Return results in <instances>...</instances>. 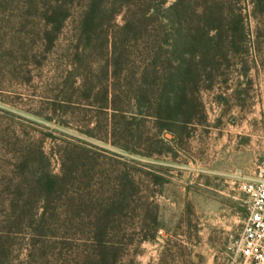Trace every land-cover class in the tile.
Returning a JSON list of instances; mask_svg holds the SVG:
<instances>
[{
    "label": "rangeland",
    "instance_id": "obj_1",
    "mask_svg": "<svg viewBox=\"0 0 264 264\" xmlns=\"http://www.w3.org/2000/svg\"><path fill=\"white\" fill-rule=\"evenodd\" d=\"M102 1L101 37L81 54L78 27L87 0H0V264H250L238 242L247 214L243 183L264 171V0H187L185 26L193 32L206 26L202 11L212 7L223 24L242 19L244 38L215 50L199 93L205 120L174 136L148 120L139 137L121 135L112 111H100L102 104L77 87L96 75L106 40L136 5L161 0ZM58 7L67 17L50 43L46 16ZM146 23L145 35L125 44L129 65L138 66L131 55L157 33L152 19ZM95 78L113 82L111 74ZM160 138L167 149L147 156ZM40 148L46 160L36 161ZM69 153L86 156V165H73ZM41 166L61 183L48 203L30 190L32 171ZM123 166L140 188L111 223L104 246L114 253L102 262L93 237L96 201L112 192ZM69 171L72 178L65 177ZM83 171L90 176L83 179ZM21 202L30 204L22 211Z\"/></svg>",
    "mask_w": 264,
    "mask_h": 264
},
{
    "label": "trees",
    "instance_id": "obj_2",
    "mask_svg": "<svg viewBox=\"0 0 264 264\" xmlns=\"http://www.w3.org/2000/svg\"><path fill=\"white\" fill-rule=\"evenodd\" d=\"M166 1L161 0L157 6H146L144 9L137 4V12L125 18L124 24L118 28V33L106 40L104 46H107L95 76L100 78L111 74L113 79L111 85H106V81L96 83L94 76L82 77V83L77 87L83 97L102 104L100 111H103V107L112 111L118 120V132L126 137H139L140 134L137 136V133L148 120L158 132H168L172 136L199 120H205L206 114L199 93L202 88L207 87L202 86V82L210 77L215 50L221 42H225L226 47L234 48L237 41L244 38L242 19H232L223 24L215 16L217 11L212 7H206L202 11L206 26L199 27L193 32L191 28L185 26L190 15V2L173 0L166 8L161 9L160 6ZM252 1L260 3L263 0ZM106 12L107 8L102 0H87L78 27V41L83 44L81 54L88 52V46L94 37H101V19ZM159 13L161 18H157ZM66 17L67 14L59 7L47 14L48 23L53 25V29L49 31L51 33L45 34L50 43L55 39L54 33L60 30ZM151 19L152 24L156 23L153 29L157 33L152 35L154 40L149 39L150 35L147 39L145 37L146 41L142 43L144 47L131 55L139 60L138 66L129 65L126 58H129L130 52L126 50L125 44L130 40L142 38L148 29L146 22ZM212 30L215 33L210 35ZM197 58L199 63L195 62ZM89 135H92L91 132ZM165 139L155 140L156 147L146 155L161 154L165 151L167 149ZM117 145L129 152L145 155L126 146ZM67 155L73 165L80 163L85 166L88 161L83 155L75 156L70 153ZM33 157L37 158L36 161L46 160L41 148L38 153H33ZM29 159L30 156H26L24 163L28 164ZM127 167L123 166L118 170L114 177L112 192L105 199L96 201L93 237L100 246L102 262L114 253L113 249H106L104 246V239L112 228L111 223L118 220L140 188L137 176ZM32 172L31 192L38 193L39 197L48 203L56 195L61 185L60 179L42 166ZM89 176L87 171H83V179ZM65 177L72 178V171ZM152 182H157L156 176H152ZM28 204L30 203L21 202L16 207L23 211ZM149 206L154 207L153 203ZM155 230L157 226L150 239L154 238Z\"/></svg>",
    "mask_w": 264,
    "mask_h": 264
},
{
    "label": "built area",
    "instance_id": "obj_3",
    "mask_svg": "<svg viewBox=\"0 0 264 264\" xmlns=\"http://www.w3.org/2000/svg\"><path fill=\"white\" fill-rule=\"evenodd\" d=\"M247 214L238 242V251L250 264H264V171L246 180Z\"/></svg>",
    "mask_w": 264,
    "mask_h": 264
}]
</instances>
